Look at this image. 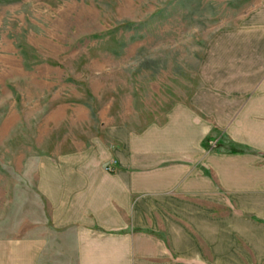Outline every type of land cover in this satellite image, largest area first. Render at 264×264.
Segmentation results:
<instances>
[{"label":"crops","instance_id":"crops-1","mask_svg":"<svg viewBox=\"0 0 264 264\" xmlns=\"http://www.w3.org/2000/svg\"><path fill=\"white\" fill-rule=\"evenodd\" d=\"M36 182L51 226L0 237V264H264V8L162 123L41 158Z\"/></svg>","mask_w":264,"mask_h":264},{"label":"rangeland","instance_id":"rangeland-1","mask_svg":"<svg viewBox=\"0 0 264 264\" xmlns=\"http://www.w3.org/2000/svg\"><path fill=\"white\" fill-rule=\"evenodd\" d=\"M264 0H0V237L46 233L37 164L162 123Z\"/></svg>","mask_w":264,"mask_h":264},{"label":"built area","instance_id":"built-area-1","mask_svg":"<svg viewBox=\"0 0 264 264\" xmlns=\"http://www.w3.org/2000/svg\"><path fill=\"white\" fill-rule=\"evenodd\" d=\"M107 170L112 172L113 171V167L112 166H107Z\"/></svg>","mask_w":264,"mask_h":264}]
</instances>
